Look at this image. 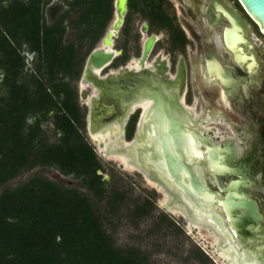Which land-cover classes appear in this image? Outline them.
Returning a JSON list of instances; mask_svg holds the SVG:
<instances>
[{"label": "trees", "instance_id": "trees-1", "mask_svg": "<svg viewBox=\"0 0 264 264\" xmlns=\"http://www.w3.org/2000/svg\"><path fill=\"white\" fill-rule=\"evenodd\" d=\"M114 14L115 0H0V264L148 260L138 246L119 247L110 233L127 197L116 174L111 182L103 179L104 166L84 133L78 83ZM136 17L152 33L167 30L173 47L185 44L170 0H128L118 45L123 52L114 67L141 56ZM149 207L147 200L131 212L140 219Z\"/></svg>", "mask_w": 264, "mask_h": 264}, {"label": "flooded vegetation", "instance_id": "flooded-vegetation-1", "mask_svg": "<svg viewBox=\"0 0 264 264\" xmlns=\"http://www.w3.org/2000/svg\"><path fill=\"white\" fill-rule=\"evenodd\" d=\"M170 1L186 42L173 47L169 32L164 30V64L159 65L164 74L157 75L155 83L161 82L164 87L166 127L170 123L180 127L189 143L185 144L189 146L183 157H186L187 165L196 169L193 174L202 186L204 195L200 206L204 212L174 178L154 175L149 167H156L143 165L139 163L140 159L128 160L126 164L132 165L154 192L146 190L142 202L132 203L130 207L134 210L136 205H145L149 200L154 208L149 207V210L159 209L157 218L163 226L167 220L192 239L194 247L187 255L190 259L199 260L195 258V250H199L214 264H264V34L239 0ZM116 51L118 54L112 63L101 69L99 76L91 71L88 73L86 86L92 89V94L84 92L88 98L86 131L93 136L118 123L120 141L128 145L135 141V135L149 113V89L154 82L142 86H133V83L135 90L122 94L116 91L120 82L116 79L109 82L114 89L112 99L101 95L93 81L111 78L122 68L137 74L143 70L135 64L141 56L135 55L125 64L114 67L123 52ZM152 53L147 60L149 65L159 62L160 53L149 61ZM130 77L129 81L132 80ZM144 104L148 105L144 107ZM114 107L115 112H112ZM92 109L95 113L107 111L106 116L97 117L93 126L88 118ZM132 127L134 132L129 138ZM99 136L102 138V133ZM115 140L107 136L98 143L100 153L95 151L100 161L102 156L124 157L121 147L108 144ZM197 144L201 147L195 148ZM219 150L224 158L217 167L212 164L215 155L211 153ZM235 168L237 172H232ZM124 169L122 164L119 171L116 169L123 178L126 177ZM99 173L105 181H112V178L107 180L105 171ZM189 177L184 174L182 178L188 186L191 184ZM120 181L118 189L124 192ZM157 196L162 198L159 204ZM230 206L235 210L237 206L241 208L230 211ZM131 213L135 224L147 216L137 220L135 213ZM200 229L207 231L211 239L201 237ZM216 256L220 258L218 261Z\"/></svg>", "mask_w": 264, "mask_h": 264}, {"label": "water", "instance_id": "water-1", "mask_svg": "<svg viewBox=\"0 0 264 264\" xmlns=\"http://www.w3.org/2000/svg\"><path fill=\"white\" fill-rule=\"evenodd\" d=\"M239 1L241 2L247 13L250 15V17L259 25L261 32L264 34V0ZM127 12L128 0H115V21L110 26L106 33V36L103 39V48L94 49L88 56L84 72L80 80L81 84L86 83L89 71H91L92 73H96V71L103 69L104 67L112 63L113 59L118 54L117 51L113 48V41L114 37L119 33L125 22ZM146 29H148V25H146ZM157 40L158 36L156 34H152L143 45L142 55L140 57V60L143 63L142 65H144V68H142V72H140L143 73L141 74L142 76L140 75V73H129L128 68H122L117 72L118 74L111 75V78H108L106 80H95L93 81V84L98 90L102 92L100 94L104 95L108 99L112 97L114 91L113 87L109 85V82H114L116 79L120 81L116 91L122 92V94H128L130 92L132 93L135 90L133 88L135 84L137 86H142L147 82H154L153 87L149 89V113L145 116L146 118H144L143 125H141L138 129L135 135V141L127 145L129 147L128 150L123 149L121 152L122 154H124V158H127V161L128 159H133L132 161L134 162L135 159H140L139 163L143 165H146L148 167L150 165L155 166L156 168L149 167L150 172L154 175L160 174L164 176L165 174L166 177H169L170 175L172 178H174L178 186L182 188V190H184L185 194H187L191 198L194 204H196V206L202 212H204V210L201 209L200 206L201 200L204 195L201 190L202 186L199 184L198 178L196 179L193 174L196 169L192 166L187 165V159L185 156L183 157V155L187 153L186 150L189 146L185 145L189 144L186 140L187 138H185V133L181 132V128L176 125L173 127L170 123L169 126L166 127V123H164L165 118L162 113L166 108V105H164V87L162 86L161 82L155 83L157 75L164 74V70H161V67L159 66L161 65V62H158L157 64L154 62L147 68L145 66V63L153 52ZM161 56L162 55L160 54L158 57V61ZM130 76H132V80L129 81ZM126 78L129 82L125 81ZM111 111L115 112V107ZM106 112L105 110H102L101 113H95L92 109L88 117L90 119L91 125L93 126V124L97 122V117L101 119L103 116H106ZM157 117L161 119V122L157 119ZM171 122L174 123L173 120H171ZM93 128L94 127H92V129ZM163 137L164 147L162 146L161 142ZM198 146L201 147V145L197 144L195 148H197ZM174 154H177L178 156L180 154V156H182L183 158L179 166H177L176 162H174L173 160ZM211 154L213 156L215 155V158L212 157V164L219 167L220 164H222L220 162L221 158H224L223 154L220 153V150L215 154ZM142 168L145 170L144 167ZM184 174L185 176L186 174L190 175L189 178L191 184L189 186L184 184L182 181ZM225 207H227V205H225ZM237 207L238 208L235 210V208L230 206V211H237L241 208L240 206Z\"/></svg>", "mask_w": 264, "mask_h": 264}, {"label": "rangeland", "instance_id": "rangeland-1", "mask_svg": "<svg viewBox=\"0 0 264 264\" xmlns=\"http://www.w3.org/2000/svg\"><path fill=\"white\" fill-rule=\"evenodd\" d=\"M115 18L116 16L114 14V20L111 25L114 23ZM146 25H148V23L141 20L140 17H136L133 25L134 33H138L140 35L139 42L142 49L143 44L151 36V34H156L158 36V41L154 47V51L149 61H152L159 53L164 58V31L159 33H152L150 32L149 25L148 30H146ZM123 39L124 37L121 31H119V33L114 37L113 48L117 50L118 45L123 42ZM101 45L102 42H100L98 46ZM31 58L32 56L28 55V59L30 61ZM78 88L80 93L81 107L83 108V110H86L85 104L87 103L88 98H85L84 92L86 90L88 95H91L92 89L89 86L83 87L81 82L78 83ZM162 113L164 115V112ZM157 119L161 122V119L159 117H157ZM49 125L50 124H46L47 130H49V128L53 129V126ZM131 131L132 129L129 130V134ZM84 133L90 143L94 146L95 150L100 153V148L98 147L99 140H97L96 138L94 140V136L88 134L87 131H84ZM161 142L162 146L164 147V137L162 138ZM100 159L105 168V177L107 178V180H111V173L116 174L118 176V180H121L120 182L124 184V193L127 197L125 202L126 204L123 207V212L118 216H115L114 224L111 226L112 229H109L119 247L127 249L138 246L148 256V260L145 264H214L208 257V259L204 261L190 259L189 257H187L188 252H191L192 248L194 247L192 239L188 237V235L183 234L174 227L170 230L167 229V226H165V222L163 226V224L157 218L159 209L153 210V208L152 211H150V213L152 212L151 214H147L142 222H139V224H135V220H133L131 216L132 209L130 206L132 205V203L136 204L142 202L144 195L147 192H154L153 189H151V187L147 185L148 183L137 172H135L133 166H128L120 156L109 158L102 156L100 157ZM102 160H106L107 162ZM173 160L174 162H176L177 166H179L183 158L182 156H180V154L179 156L177 154H174ZM121 164L125 166V178L120 176L116 171V169L118 170L119 165ZM48 173L55 179L61 178V175L55 170H49ZM66 181L70 184L75 183L72 177L67 178ZM133 183H135V186L132 185ZM161 201L162 198L157 196L158 204ZM198 232L200 233L201 237L205 238L206 240L211 239L210 234L207 231L200 229L198 230ZM196 239L197 238H195V240ZM208 253L213 255L212 252ZM215 259L218 261L220 258L216 256Z\"/></svg>", "mask_w": 264, "mask_h": 264}, {"label": "bare ground", "instance_id": "bare-ground-1", "mask_svg": "<svg viewBox=\"0 0 264 264\" xmlns=\"http://www.w3.org/2000/svg\"><path fill=\"white\" fill-rule=\"evenodd\" d=\"M101 48H103V42H102V45L101 46H99V47H97L96 49H101ZM162 60H163V57L161 56V58L159 59V62H162ZM135 64L137 65V67L141 70V68H144L143 66L144 65H142L143 63L141 62V60L140 59H138V60H135ZM152 64V63H151ZM156 64H157V62H156ZM141 65H142V67H141ZM145 66L146 67H148L149 66V64H148V62H146L145 63ZM99 72H100V70H98V71H96V74L99 76ZM95 75V74H94ZM83 85V87H87L86 86V83L85 84H82ZM84 89V88H83ZM148 104H144V107H146ZM119 131H120V125L118 124V123H114V124H112L111 126H109L107 129H105V131L104 132H99V133H94V140H95V138L97 139V140H99V142H101V139L102 138H106L107 136H110V137H112V139L113 140H115V139H117V140H115L113 143L111 142V143H109L108 142V144H110V145H112V146H114V147H121L122 149H124V150H128V146L125 144V142L124 143H122L121 141H120V139H121V137H120V133H119ZM102 133V138L99 136L100 134ZM122 140V139H121ZM156 140V139H155ZM104 142L106 143L107 141H105L104 140ZM155 142V141H154ZM124 144V145H123ZM106 146H107V144H106ZM105 148V147H104ZM104 148H101L103 151H104ZM132 156H134V155H132ZM116 157V156H115ZM126 163H127V158H124L123 156H120ZM129 160V159H128ZM129 162V161H128ZM132 166V165H131ZM232 172H237V169L235 168V169H232Z\"/></svg>", "mask_w": 264, "mask_h": 264}]
</instances>
